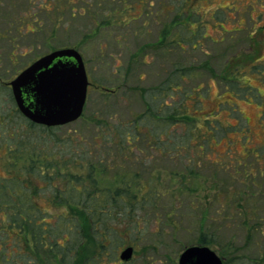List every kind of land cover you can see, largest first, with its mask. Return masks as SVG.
Returning <instances> with one entry per match:
<instances>
[{
    "label": "rangeland",
    "instance_id": "374dc122",
    "mask_svg": "<svg viewBox=\"0 0 264 264\" xmlns=\"http://www.w3.org/2000/svg\"><path fill=\"white\" fill-rule=\"evenodd\" d=\"M185 2L194 9L191 21L182 20L185 28L177 27L178 21L172 29L167 25L185 16L181 11V16L177 14L178 0H151L152 7L146 8H138L145 5L140 0H0V113L7 114L9 110L12 113L7 89L20 72L55 50L74 48L83 56L90 84L83 119L63 126L64 132L70 128L90 137L95 133L94 125L89 123L92 117L109 122L113 116L114 121L125 125L145 112L142 102L145 90L157 89L181 67L184 71L191 69V75L178 81V91L168 92L167 104L179 103L182 94L188 92L187 98L202 101L201 115L215 116L218 111L221 126H243L250 134L245 144L240 134L231 131L208 150V157L200 163L197 185L187 181V187L194 189L190 194L194 203L184 210L186 220L183 219L182 230L174 231L150 218L147 224L142 221L134 233L128 225L118 226L126 241L135 244L134 255L130 262L123 263L120 255L131 246L121 250L112 247L113 264H178L181 253L196 244L200 234L196 226L198 212H193L192 207L201 206L214 218L215 209L220 206L214 182L218 188L221 183L231 191L235 188V180L231 184L229 176L215 172L216 168L223 162L228 166L232 163L229 170L240 179L241 176L235 175L236 171L242 172L243 166L237 160L240 162L250 150L251 156L244 161L246 169L264 170V154L260 163L256 159L258 150L264 148V0ZM128 5L134 10L123 11ZM160 5L164 6L163 11ZM105 22L108 24L100 25ZM168 29L164 46L155 48L154 44ZM162 46L164 54L160 51ZM106 90L116 93L104 101L102 96L109 93ZM187 105L193 110L192 102ZM234 106L235 114L231 112ZM148 158L147 161L154 162L155 175L161 180L180 167L179 162L168 156L155 154ZM171 181L173 189L180 186L178 179ZM171 181L168 178L162 190ZM261 187L264 191V173ZM222 198L220 194L219 200L225 207ZM259 206L264 209V197ZM224 214L220 215V222L225 227L217 231V239L221 241L208 247L220 256V247L231 246L227 243L233 239V246L243 249H228L230 260L235 258L239 262L244 255L260 256L264 239L259 248L254 244L245 248L248 241L240 225L237 227V219L232 214L224 218ZM137 232L140 239L134 242Z\"/></svg>",
    "mask_w": 264,
    "mask_h": 264
},
{
    "label": "trees",
    "instance_id": "16d2710c",
    "mask_svg": "<svg viewBox=\"0 0 264 264\" xmlns=\"http://www.w3.org/2000/svg\"><path fill=\"white\" fill-rule=\"evenodd\" d=\"M140 1L145 5L138 8L152 7L151 0ZM178 1L177 14L184 13L186 17L172 21L168 28L173 29L178 21L177 27L185 28L182 20L191 21L194 9L187 6L186 0ZM132 7L125 6L123 11L134 10ZM161 8L163 11L164 6ZM105 24L108 22L100 25ZM167 37L169 29L161 34L154 47L164 46ZM163 46L160 51L164 54ZM187 70L179 67L160 87L145 90L142 95L145 112L125 125L114 121L113 116L109 122L92 117L89 123L94 125L95 133L90 137L70 128L64 132V127L48 128L30 122L18 110L8 86L12 113L10 110L7 114L0 113V164L3 168L0 175V264H113L112 247L121 250L126 245L133 248L135 245L126 241L118 226L128 225L134 233L142 221L147 224L150 218L174 231L183 229L184 210L194 203L190 196L194 189L187 187V181L197 185L200 163L208 157V150L231 131L240 134L245 144L250 138L243 126H221L216 116L218 111L215 116L201 115L202 101L187 98L188 92L182 94L179 103L165 102L170 90L178 91V81L191 75V69ZM106 91L109 93L102 96L104 101L116 93ZM188 101L192 102L193 110L188 108ZM231 109L233 114L237 113L235 106ZM83 117L84 114L80 120ZM249 151L240 162L237 160L238 165L243 166L242 172L236 171L235 175L241 176L240 179L230 172L232 163L228 166L223 162L215 170L226 173L231 184L232 179L235 180L233 191L222 183L218 188L214 182L216 201L220 203L215 209L216 218L209 217L201 206L192 207L193 212H198L196 226L200 231L194 245L219 244L217 231L225 227L220 222L222 213H225L224 218L232 214L237 219V227L240 225L248 241L245 248L253 244L259 248L262 243L264 209L259 204L264 197L261 189L264 170L260 167L246 169L244 161L251 156ZM258 151L256 159L260 163L264 148ZM155 154L170 157L179 162L180 167L161 180L155 175L154 162L147 161ZM168 178L170 181L178 179L180 186L173 189L171 181L170 186L162 190ZM220 194L225 207L219 200ZM135 235L134 242H138L139 233ZM233 243L231 239L227 243L231 246L223 245L224 248L219 249L224 264H264V249L258 257L244 255L239 262L235 258L230 260L228 249H243Z\"/></svg>",
    "mask_w": 264,
    "mask_h": 264
},
{
    "label": "water",
    "instance_id": "95a60500",
    "mask_svg": "<svg viewBox=\"0 0 264 264\" xmlns=\"http://www.w3.org/2000/svg\"><path fill=\"white\" fill-rule=\"evenodd\" d=\"M89 79L83 56L74 48L55 50L25 68L9 86L18 110L30 122L48 128L75 123L84 114ZM134 248L120 255L132 260ZM178 264H224L208 246L192 245L180 255Z\"/></svg>",
    "mask_w": 264,
    "mask_h": 264
}]
</instances>
